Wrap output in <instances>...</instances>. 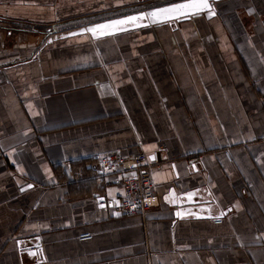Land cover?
<instances>
[{
  "label": "crops",
  "instance_id": "crops-1",
  "mask_svg": "<svg viewBox=\"0 0 264 264\" xmlns=\"http://www.w3.org/2000/svg\"><path fill=\"white\" fill-rule=\"evenodd\" d=\"M184 1L0 0V264H264V0L69 36ZM137 153L159 205L115 215Z\"/></svg>",
  "mask_w": 264,
  "mask_h": 264
},
{
  "label": "snow or ice",
  "instance_id": "snow-or-ice-1",
  "mask_svg": "<svg viewBox=\"0 0 264 264\" xmlns=\"http://www.w3.org/2000/svg\"><path fill=\"white\" fill-rule=\"evenodd\" d=\"M201 14H206L208 19H212V17L216 15L215 9L212 3H210V0H188V2L186 3H177L165 7L155 8L150 12L142 13L137 16H129L125 19L114 20L104 24H96L95 26L81 29L79 33H69V36H83L85 33H91L93 38H96L98 36H111L114 35L116 31H127V25H139V23L145 19L149 20L152 23H163L179 20L181 18L190 19ZM148 159L155 161L156 156L153 154L149 156ZM191 167L195 169L196 166L195 164H193ZM172 168L175 169L176 165H172ZM18 171L22 170L18 168ZM32 187V184H28L26 187L21 186L20 191L24 192L28 189H31ZM209 194L211 195V193ZM193 198V192H189L186 194V199L188 200V202H192ZM98 199L102 201L104 198L100 197ZM164 199L170 203L175 204V201L177 199L175 191L172 190L169 195H166L164 197ZM100 207L103 208L105 207V205L101 203ZM175 214L181 219H183L185 215H195V213L184 211H177ZM115 215H120V213H115ZM196 218L217 219L218 217H213L211 215H209L208 217H202L197 215ZM29 254L36 255L35 252H29Z\"/></svg>",
  "mask_w": 264,
  "mask_h": 264
},
{
  "label": "built area",
  "instance_id": "built-area-1",
  "mask_svg": "<svg viewBox=\"0 0 264 264\" xmlns=\"http://www.w3.org/2000/svg\"><path fill=\"white\" fill-rule=\"evenodd\" d=\"M99 163L102 169L122 175L123 195L112 202L113 213L130 216L159 205L153 192L145 154L137 153L129 157L107 154L100 158Z\"/></svg>",
  "mask_w": 264,
  "mask_h": 264
},
{
  "label": "water",
  "instance_id": "water-1",
  "mask_svg": "<svg viewBox=\"0 0 264 264\" xmlns=\"http://www.w3.org/2000/svg\"><path fill=\"white\" fill-rule=\"evenodd\" d=\"M221 1H226V0H210V3H212L213 7L215 8V4H217V3L221 2ZM186 2H188V0H186L184 2H179V3H186ZM165 6H169V5H165ZM165 6H160V7H165ZM160 7H156V8H160ZM153 9H155V8L148 9V10L141 11V12H137V13H133V14H130V15H127V16H123V17L114 18V19H111V20H108V21L97 23V24H104V23H108V22L114 21V20L125 19L126 17H129V16H137V15H140L142 13L150 12ZM201 16H205L207 18L206 14H201V15L196 16L194 18L201 17ZM190 19H193V18H190ZM185 20H189V19L181 18L179 20L163 22V23H159V22L158 23H152L149 20L145 19V20L141 21L139 23V25H136V24L127 25V29H128L127 31H123V32L116 31L115 34L111 35V36H115V35H118V34L130 32V31H133V30H137V29L144 28V27H149V26L157 28V27H161V26L167 25V24L172 23V22H179L180 23V22H183ZM95 25L96 24L89 25V26H86L85 28L92 27V26H95ZM81 29H84V28H81ZM81 29L79 30V32L81 31ZM79 32H76V33H79ZM85 34H88L93 40L94 39H100V38H103V37H107V36H98L96 38H93L91 33H85ZM103 201H104V199L102 201L98 200V202H101V203H103ZM196 205H198V206H196ZM175 206L178 207L180 209V211H184V212L189 211V209L192 208L193 206H196L197 209H208V208H206L207 206L205 204H203L202 202H195L194 200L192 202H188V200L186 199V194L181 195V196H179L176 199L175 204H173V207H175ZM29 252H35L36 255H31V256H37V254L39 253V242H36V244H33V246H31ZM29 252H28V254H29Z\"/></svg>",
  "mask_w": 264,
  "mask_h": 264
},
{
  "label": "trees",
  "instance_id": "trees-1",
  "mask_svg": "<svg viewBox=\"0 0 264 264\" xmlns=\"http://www.w3.org/2000/svg\"><path fill=\"white\" fill-rule=\"evenodd\" d=\"M122 190V189H121ZM121 197H122V195H121ZM121 197H119V198H121Z\"/></svg>",
  "mask_w": 264,
  "mask_h": 264
}]
</instances>
